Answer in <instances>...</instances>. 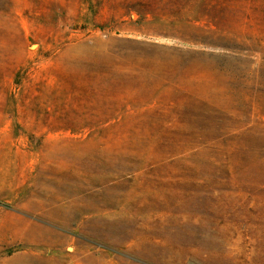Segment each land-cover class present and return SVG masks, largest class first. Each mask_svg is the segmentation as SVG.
<instances>
[{
    "label": "rangeland",
    "instance_id": "1",
    "mask_svg": "<svg viewBox=\"0 0 264 264\" xmlns=\"http://www.w3.org/2000/svg\"><path fill=\"white\" fill-rule=\"evenodd\" d=\"M0 264H264V0H0Z\"/></svg>",
    "mask_w": 264,
    "mask_h": 264
}]
</instances>
